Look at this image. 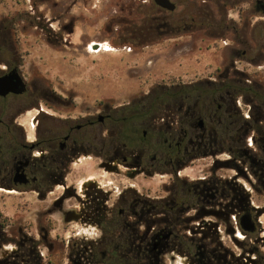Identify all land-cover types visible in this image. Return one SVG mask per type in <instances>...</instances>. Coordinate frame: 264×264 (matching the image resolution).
Returning <instances> with one entry per match:
<instances>
[{"label": "rangeland", "instance_id": "rangeland-1", "mask_svg": "<svg viewBox=\"0 0 264 264\" xmlns=\"http://www.w3.org/2000/svg\"><path fill=\"white\" fill-rule=\"evenodd\" d=\"M256 1L177 0L175 10L167 15L173 22V30L164 36L153 0H0V67H5L7 60L15 61L27 86H54L68 98L73 95L82 117L109 112L112 126L110 122L97 126L99 152H111V141L120 156L130 150L139 153V148L143 151L141 158L147 173L135 177L128 176L126 166L121 163L116 172H108L100 168V157L83 156L78 161L84 172L78 179V188L89 178L111 192L112 203L121 195L128 201L167 199L176 191L184 193L200 179H208L212 163L211 158H195L177 168L165 155L169 145H173V138L169 135L170 126L162 125L161 118L169 115L173 104L188 90L187 86L170 85L186 84L204 76L212 53L210 46L214 44L221 46L216 48L217 52L228 57L230 49L223 48V44H237L229 42L233 33L223 31L235 23L242 34L250 35L254 29V79L264 83V59L257 60L258 53L264 54V12L257 8ZM221 33H225L222 41L217 38L214 43L207 37ZM92 43L104 44L113 52L90 50ZM236 48L243 49L240 44ZM236 88L232 95L240 103L237 108L243 110L241 115L231 112L229 119L238 127L244 118H250L244 100L254 97L264 104V86H254V96L244 86ZM29 126L31 131L36 129V122H30ZM129 138L135 145L133 149H121L124 141L129 144ZM245 143L243 146L251 151V138ZM225 153L221 158L230 156ZM215 173L217 179L234 180L236 187L247 194L250 204L261 208L259 220L264 228V198L252 194L249 165H242L239 171L222 167ZM74 202L67 201L65 207L72 208ZM48 204L33 193L18 194L0 188V218H7L0 261L8 258L2 264L12 262L9 256L19 243H23L27 254L32 239L42 264H73L71 255L76 250L91 247L102 237L93 227L74 221L65 223L60 214L46 216L43 210ZM184 206V217L197 214L200 217L186 223L187 235L195 226L197 231L203 230L206 244L216 248L226 246L233 254H242L245 260L251 258L252 246L264 255V229L260 234L262 241L256 242L257 235L242 232L236 224L237 217L232 218L236 215L231 214L228 221L236 232L230 235L222 218L199 213L202 207L188 211L187 205ZM124 211V219L131 221L128 208ZM42 228L48 230L47 235ZM103 251L104 248L97 249V259ZM29 259L30 256L25 264H29ZM163 261L186 264L185 257L175 252L165 254Z\"/></svg>", "mask_w": 264, "mask_h": 264}, {"label": "flooded vegetation", "instance_id": "flooded-vegetation-1", "mask_svg": "<svg viewBox=\"0 0 264 264\" xmlns=\"http://www.w3.org/2000/svg\"><path fill=\"white\" fill-rule=\"evenodd\" d=\"M169 1L176 6L177 0ZM256 4L257 8L264 12V0H257ZM154 6L157 8L156 19L159 20V27L165 36L173 30V22L167 17L173 11L155 3ZM223 32L233 33L229 42L237 44H223V48L230 49L229 56L217 52L216 48L221 46L214 44L210 46L212 53L208 56L204 76L192 79L186 84L170 85L187 86L188 90L185 96L182 95L173 104L168 111L169 115L165 116V119L161 118L162 125L170 126L169 135L173 138V145H169L165 155L171 162H175L177 168H183L195 158H211V175L202 180L207 181L206 185L213 182L219 187L213 191L212 205L199 209V213L222 218L227 234L233 229L234 234L236 232L233 224L228 221L231 214L236 215L238 221L242 216H248L252 225L251 231H243L237 221L236 224L245 234H256L255 241L258 242L264 229L259 220L261 208L250 204L248 196L235 197L239 202L237 204L229 203L226 186L236 184L234 180L227 182L217 179L215 172L222 167H233L239 171L242 165L248 164L252 194L264 198V104L256 102L254 97L250 101L244 100L243 105L248 107L250 118H244L238 127L229 119L231 112L241 115L243 110L242 107L237 108L240 103L232 95L237 91L236 86H244L251 90L248 93L254 96V86H264V83L254 79V29L250 35L242 34V29L235 23L226 26ZM225 33L210 34L207 37L215 43L217 38L222 41L220 38L224 37ZM239 44L243 47L241 51L236 48ZM263 59L264 54L258 53L257 60ZM5 64V67H0V77L16 72L24 81L15 61L7 60ZM24 87L25 90L20 94L9 92L5 96L0 95V188L15 190L18 194L33 193L39 201L49 203L43 210L46 216L60 214L65 223L78 222L100 232L102 237L91 243V247H82V251L76 250L75 254L71 255L73 264H107L106 250L101 253L102 258L97 259V249L106 248L104 235H114L120 228L128 227L134 231L138 229L139 243L143 249L146 234L144 199L128 201L121 195L112 203L111 192L104 191L98 182L89 178L82 182L80 188L77 186L78 179L84 173L78 166V161L83 156L92 154L95 159L100 157V168L108 172H116L121 163L126 166L127 175L135 177L147 173L141 158L143 151L139 148V153L130 150L127 155L120 156L111 141V152H99L97 126L106 122H110L112 126L109 112L89 113L82 117L81 111L76 110V103L73 102L76 97L73 95L68 98L64 91L54 86ZM30 122H36V129L31 131ZM248 126L252 129L246 130ZM142 136H145V132ZM247 138H251V151L243 146ZM127 141L130 145L124 141L121 149H133L135 145L132 140L129 138ZM203 145L204 150H199ZM225 152L230 156L221 158L225 156ZM70 200L75 202L72 208L67 209L66 202ZM124 208H128L131 221L124 219ZM187 209L192 210L189 206ZM157 215L162 217L161 208L158 209ZM235 217L232 218L235 220ZM228 222L231 223L229 226ZM41 231L45 235L48 234L45 228ZM31 241V249L27 252V256H30L28 263L42 264L34 239ZM19 246L12 250L9 256L12 258L10 264L27 263L18 260ZM249 251L252 256L246 261L247 264H264V255L259 253L257 248L252 246ZM213 256L219 258L220 264H240L242 254H233L223 245L216 248L205 243L203 257L207 258L206 264L212 263L210 257ZM7 258H2L0 264ZM185 263L195 264L187 257Z\"/></svg>", "mask_w": 264, "mask_h": 264}, {"label": "trees", "instance_id": "trees-1", "mask_svg": "<svg viewBox=\"0 0 264 264\" xmlns=\"http://www.w3.org/2000/svg\"><path fill=\"white\" fill-rule=\"evenodd\" d=\"M206 182L200 180L198 183H193L184 193L176 191L167 199H145V247L143 249L140 247L138 229L134 231L128 227L120 228L119 232L114 235H104L107 264H164L163 256L171 252L187 257L195 264H206L207 258L203 257L205 251V235L201 232L203 230L197 231L194 226L189 229L190 235L184 232L187 222L195 221L200 217L198 214L192 217L183 216L185 204L191 209L196 206L205 208L212 205L213 191L219 186L214 185L213 182L206 185ZM226 190L229 203H239L235 197H247L241 188L234 185L226 186ZM160 208L163 211L162 217L157 215ZM6 222L7 218H0V230H2L0 231V244L5 240L3 231ZM155 226L158 228L155 229ZM212 232L215 236V225H212ZM22 244H19V262L28 259ZM210 260L211 264H220L218 257H210ZM246 260L249 261V258ZM246 260L241 257L240 264H246ZM232 262L234 263V260Z\"/></svg>", "mask_w": 264, "mask_h": 264}, {"label": "water", "instance_id": "water-1", "mask_svg": "<svg viewBox=\"0 0 264 264\" xmlns=\"http://www.w3.org/2000/svg\"><path fill=\"white\" fill-rule=\"evenodd\" d=\"M153 2L156 5L163 7L169 11H174V9L176 7L175 4L170 2L169 0H153ZM24 86H26V85H25L24 81L22 80V77H20V75L16 72H12L9 75H5V76L0 77V95H2V96H5L9 92H14V93L20 94L25 90ZM16 87H18V89ZM200 122H202V121H200ZM238 223H239V226L241 227V229L243 231L249 232L252 230V225L250 223L248 216H245V215L242 216L239 219ZM234 231L235 230L233 229L229 234L233 235ZM173 259L174 258L171 257V260H173Z\"/></svg>", "mask_w": 264, "mask_h": 264}, {"label": "bare ground", "instance_id": "bare-ground-1", "mask_svg": "<svg viewBox=\"0 0 264 264\" xmlns=\"http://www.w3.org/2000/svg\"><path fill=\"white\" fill-rule=\"evenodd\" d=\"M90 48H92V50H94V51H97V50H99V49H104L105 51L109 52V51L112 50V48H110V47H106V46H104V44H96V43H92V44H90L89 49H90ZM90 50H91V49H90ZM112 52H113V50H112Z\"/></svg>", "mask_w": 264, "mask_h": 264}]
</instances>
